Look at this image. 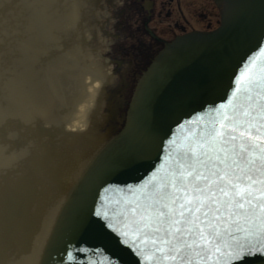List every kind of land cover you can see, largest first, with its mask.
Returning <instances> with one entry per match:
<instances>
[{
    "label": "water",
    "instance_id": "1",
    "mask_svg": "<svg viewBox=\"0 0 264 264\" xmlns=\"http://www.w3.org/2000/svg\"><path fill=\"white\" fill-rule=\"evenodd\" d=\"M215 2L221 10L220 25L209 32L189 33L164 48L138 81L124 129L108 141L101 139L95 143L92 158L84 162L74 182L63 181V174L72 171L73 166L57 161L50 189L42 179L47 171L46 160L29 167L31 173H39L37 185H41L42 213L49 212L55 198L62 197L38 264H69L70 248L76 256L71 264H87L89 260L100 264H227L228 256L237 251L238 243L257 245L264 237L263 227L251 220L260 214L251 211L247 203L240 217L230 215L236 211L235 203L232 208L223 203H217L215 208L204 204L197 213L200 220L196 222L205 230L204 239L190 237L189 230L196 231V225L192 228L180 215L172 218L171 225L167 218H158L157 210L163 209L164 204L174 213L182 211L177 202V193L182 189L180 180L194 188L193 177L197 174L208 177L207 182L200 181L214 194L219 189H214L212 181L220 180L224 173L231 177L232 184L244 183L234 176L242 175L239 171L245 170H249L250 180L254 181L251 184L260 185L264 181V66H260L264 59V0ZM46 107L43 105V111ZM24 108L25 114H12L9 120L15 123L31 113L28 112L30 106ZM245 112L250 115L245 116ZM226 116L230 118L224 122ZM221 125H226V129ZM234 126L238 129L235 135L244 132L251 144L244 159L233 155L231 143L225 154V145L215 136V131H231ZM40 127L38 132L46 135L48 128ZM90 132L96 140L95 129ZM29 134L31 132H27ZM38 135L34 132L38 141L36 148H26L23 153L26 161L33 157L32 151L44 150V141ZM90 154L91 151H87L82 157ZM175 157L179 164L173 167ZM210 157L211 163L206 159ZM234 161L236 166L229 169ZM19 166L14 165L13 171L21 168ZM193 167L196 169L193 177L184 180ZM162 172L171 174V184L151 189L161 180ZM16 181L14 184L19 187L22 180ZM140 186L149 191L141 194L146 198L143 201L128 192V187ZM249 191L260 197L254 200L260 202L261 208L264 189ZM228 192L231 194L230 188ZM224 199L227 198L223 197L222 201ZM97 211L100 217L94 214ZM185 215L191 219L189 214ZM161 219L165 222L161 223ZM176 219L179 224L174 223ZM209 221L214 230L208 227ZM154 232L161 238L155 237ZM169 232L179 238L166 240ZM82 247L93 252L82 257L76 251ZM96 249L101 250L99 256L95 254ZM244 264H264V256L248 258Z\"/></svg>",
    "mask_w": 264,
    "mask_h": 264
},
{
    "label": "bare ground",
    "instance_id": "2",
    "mask_svg": "<svg viewBox=\"0 0 264 264\" xmlns=\"http://www.w3.org/2000/svg\"><path fill=\"white\" fill-rule=\"evenodd\" d=\"M45 2L46 6H42L43 3L36 6L35 13L30 10V4L21 5V2L20 6L15 2V6L0 9V17L5 22L8 23L9 19L10 22H19L17 25H21L23 32L27 33L20 41L7 45H2V41H6L3 39L6 33L0 35V199L5 197L4 200L12 208L14 206L16 211L9 223L1 222L0 225V264L5 261V264H38L56 207L62 197L55 198L56 201L48 208L50 211L43 214V197L39 189L41 185H37L39 173H31L29 167H32V163L46 160L47 171L42 179L50 189L51 176L54 175L57 161L64 166H71L72 163L74 165L75 162L74 166L77 168L63 174L65 183L73 181L80 166L78 167L75 157L77 147L72 129L83 126L88 110L101 92L97 83L102 81L100 77H104L92 61L93 66H80L77 59H67L58 54L59 46L65 43L67 37V26L74 24L81 3L78 0ZM5 7H9L8 2ZM39 14L47 16L40 21ZM51 18L54 19L56 31L51 29ZM43 25L48 29L40 31ZM89 74L99 80L91 81ZM42 103L47 105L46 112L49 111V106L53 108L50 111L51 126L38 111ZM28 106V112L31 113L27 116H21L15 123L13 119L9 120L10 115L22 113V108ZM39 125L50 126L46 135L38 132ZM27 132H31V135H27ZM34 132L39 134L38 138L42 136L44 151H32L33 157L26 161L23 154L25 149L33 150L38 142ZM19 159L20 163L17 164ZM13 165H20L21 168L13 171ZM10 170L13 171L11 174ZM17 179L22 180L19 181L22 184L19 183V187L14 184ZM6 181L10 182L4 187ZM52 190L57 192L56 189ZM54 191L51 192L54 194ZM28 236L33 239L27 238L24 242L23 237Z\"/></svg>",
    "mask_w": 264,
    "mask_h": 264
},
{
    "label": "flooded vegetation",
    "instance_id": "3",
    "mask_svg": "<svg viewBox=\"0 0 264 264\" xmlns=\"http://www.w3.org/2000/svg\"><path fill=\"white\" fill-rule=\"evenodd\" d=\"M105 1L112 11L105 10L102 28L105 36L98 60L119 61L135 56L147 62L165 41L176 35V31L183 32L189 25L185 17L180 19L181 0ZM213 13L217 20L215 9ZM199 18L205 29L213 25L212 18L206 14ZM106 24L108 30H105ZM82 40H87V37H82Z\"/></svg>",
    "mask_w": 264,
    "mask_h": 264
},
{
    "label": "snow or ice",
    "instance_id": "4",
    "mask_svg": "<svg viewBox=\"0 0 264 264\" xmlns=\"http://www.w3.org/2000/svg\"><path fill=\"white\" fill-rule=\"evenodd\" d=\"M245 116L250 115V113L245 112L244 113ZM225 119L227 120L228 118L225 117ZM226 125H221V128H225L226 129ZM262 127H264V125H262ZM238 131V129L234 126L231 131H215V136L216 138H219L223 144L225 145V148L223 149V151L227 152L228 148L227 145L229 143L232 144V150H233V155L237 156L239 159H244L245 155L248 153L249 148L251 147L250 141L245 139V133L244 132H240L239 136L235 135V133ZM240 141L239 144H237V141ZM227 159V157H226ZM211 158H209V163H211ZM197 163H203L202 161H197ZM221 163H224V161L222 160ZM233 163H236L235 161ZM196 169L195 167H193L192 171H189L187 174V177H184V180H187L188 177H193V172H195ZM216 173H213V175H215ZM181 175H183V173H181ZM234 178L237 181L240 182H244V183H254V181L250 180V179H246L244 175H236L234 176ZM224 179L223 176L220 177V180L222 181ZM193 180L198 182L200 180H204L205 182L208 181V177L204 176L203 174H197L193 177ZM184 181H181V183H183ZM225 188H230L231 190V194L228 191H225ZM196 191L197 192H203L205 191L204 189L200 188L199 186L196 187ZM219 192L222 194L223 197L227 198L224 199L222 201V203L227 207V208H232L233 203H235V209L239 210V209H244L245 204L247 203L248 205L252 204V199L250 198L252 196L251 191H249L248 189H239L237 187V185L232 184L231 180H229L226 184H224L222 187L219 188ZM239 198V199H237ZM177 199H179V197H177ZM199 199V198H197ZM209 199L211 200V197H209ZM174 202V201H173ZM192 202L191 201H186L184 204H181L179 207L180 209H182V211H180L179 215L184 218L186 223H192L194 225H196V231H192L189 230V235L190 237H192L194 240L196 238L199 239H204V229L200 228L198 224H196L197 221L200 220L199 215H197V213L201 212V209L205 206L203 203H200V205L198 207H186L187 205H190ZM216 201L212 200V204H215ZM261 208L264 209V204H261ZM163 209H167V211H164ZM163 209H158V218H167V222L171 225L173 223L172 217L175 215V213L169 209L168 204H164L163 205ZM217 212H219V208L215 209ZM189 214L191 216V219H188L186 217L185 214ZM95 215H97V217H100V213L97 211L94 213ZM236 214L235 211L230 212V215H234ZM205 216H208V213H204ZM216 220H219V217H215ZM161 223H164L165 220L161 219L160 220ZM174 223L179 224L180 221L176 220L174 221ZM201 223H203L201 221ZM208 227L209 228H213L214 230V226L212 224L211 221H209L208 223ZM157 231H159V229H157ZM177 233H179L181 236L183 235V233L180 231V229H177ZM210 235H212V232H209ZM216 235H219V233H216ZM233 239H236L235 237H233ZM237 251H235V253L230 254L228 256L227 259V264H244V261L248 258L254 257L256 255H261L264 256V237H261V240L258 241L257 245H251L250 242L248 243H238L236 245ZM76 251L79 252H84L87 253L89 251H92L90 249L87 248H79ZM217 251L219 252V248H217ZM95 254L97 256H99L101 254V250L100 249H96L95 250ZM175 259V257H173ZM107 259V258H106ZM67 260L69 261V264H71L72 261L76 260V256L74 255V252L72 251V249L70 248L68 250L67 253ZM87 264H100L99 261L97 260H89L87 262Z\"/></svg>",
    "mask_w": 264,
    "mask_h": 264
},
{
    "label": "rangeland",
    "instance_id": "5",
    "mask_svg": "<svg viewBox=\"0 0 264 264\" xmlns=\"http://www.w3.org/2000/svg\"><path fill=\"white\" fill-rule=\"evenodd\" d=\"M7 2L9 4V7H5ZM15 2H17V6H20L19 2H21V5L22 4L27 5L26 0H0V9L10 8L12 6H15ZM181 2L183 3L182 8H183V11H184V14L186 17H188V18L200 17V15H202L204 13V15L206 14L207 16L212 18V20H213L212 23H214L216 21V15L213 13L214 8H213L210 0H181ZM35 4L36 3H33V5H35ZM29 6H32V5H29ZM0 15H1V13H0ZM21 30H22V28H21ZM5 33H6V37L10 36V35H15V36H11V38L13 39L15 37L17 40H19V35H21V33L23 35L26 34L25 32H23V30H22V32H19L18 25H17L16 21L10 22V19H9V21L7 23L4 21V19H2L0 17V35L5 34ZM128 62H129V64H128L127 70L130 73L134 70L136 65L140 64L141 60L132 59V60H129ZM10 181H8V182L6 181L3 184V186L5 187L6 184H8ZM4 198L2 197L0 199L1 200L0 201V225H2L1 222H8L9 223L10 219H12L16 215V211L14 210L15 207L13 206V208H12L11 205L7 201L4 200ZM7 224L5 226L6 229H7ZM23 231L25 232V230H23ZM5 262H4V264H5Z\"/></svg>",
    "mask_w": 264,
    "mask_h": 264
}]
</instances>
